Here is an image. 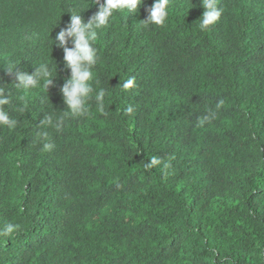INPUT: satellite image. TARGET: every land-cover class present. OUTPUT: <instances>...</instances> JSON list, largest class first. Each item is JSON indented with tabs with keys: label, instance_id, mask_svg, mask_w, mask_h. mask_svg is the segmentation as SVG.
I'll use <instances>...</instances> for the list:
<instances>
[{
	"label": "trees",
	"instance_id": "1",
	"mask_svg": "<svg viewBox=\"0 0 264 264\" xmlns=\"http://www.w3.org/2000/svg\"><path fill=\"white\" fill-rule=\"evenodd\" d=\"M153 3L99 30L93 86L108 115L90 102L57 131L41 122L66 110L70 69L51 39L70 9L87 22L98 6L0 0V84L18 121L0 126V230L18 225L0 235V264H264V0H218L207 31L201 0H169L166 23L143 27ZM41 63L48 88H15L9 68ZM152 156L162 164L145 171Z\"/></svg>",
	"mask_w": 264,
	"mask_h": 264
},
{
	"label": "clouds",
	"instance_id": "2",
	"mask_svg": "<svg viewBox=\"0 0 264 264\" xmlns=\"http://www.w3.org/2000/svg\"><path fill=\"white\" fill-rule=\"evenodd\" d=\"M98 6V11L90 17L87 22L81 17V12L70 9V22L66 27L61 28L56 34L55 39H51L52 46L63 50L64 66L70 69V76L64 82L61 88L66 110L60 111L61 115L48 114L44 117L41 124L51 126L59 131L65 124L67 118L84 117L89 115L90 102L95 104L96 110L107 116L105 111L106 90L102 87L95 88L96 83L93 69L98 62V49L95 44L98 39L99 30L107 27L115 14L127 11L130 14L137 13L143 5L144 0H94ZM204 9L199 21V29L207 31L210 26L215 25L223 14V8L219 6L218 0H201L199 5ZM146 19L139 24L147 28L151 25L163 26L169 15V0H154V3L147 10ZM69 42L72 47H68ZM9 74L15 75L17 83L15 88L29 91L43 84L46 88L52 84V68L48 63H41L35 67L33 74L19 71L18 66H13L7 70ZM122 91H128L136 87L135 77H129L119 84ZM10 90L0 84V126H6L14 129L18 121L9 114L8 106L12 103ZM223 105V100L216 103L215 109H209L208 113L200 118L202 123L210 122L216 117V110ZM20 111H23L21 108ZM58 112V111H57ZM125 115H131L134 108L128 105L123 109ZM47 135L46 133L44 134ZM54 147L51 143H45L43 148L51 150ZM162 159L159 156H152L149 160L143 162L145 171H149L155 166L161 165ZM170 165L163 164L166 169ZM18 225L8 223L0 230V235H9L14 233Z\"/></svg>",
	"mask_w": 264,
	"mask_h": 264
}]
</instances>
